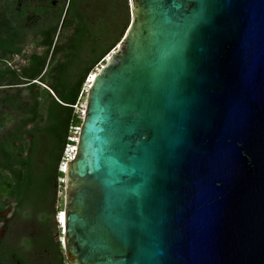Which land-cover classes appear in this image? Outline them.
Here are the masks:
<instances>
[{"label": "water", "instance_id": "95a60500", "mask_svg": "<svg viewBox=\"0 0 264 264\" xmlns=\"http://www.w3.org/2000/svg\"><path fill=\"white\" fill-rule=\"evenodd\" d=\"M65 163L68 264H264V0H129Z\"/></svg>", "mask_w": 264, "mask_h": 264}, {"label": "trees", "instance_id": "16d2710c", "mask_svg": "<svg viewBox=\"0 0 264 264\" xmlns=\"http://www.w3.org/2000/svg\"><path fill=\"white\" fill-rule=\"evenodd\" d=\"M114 5V17L110 3L106 4L107 16L97 26L85 24L74 10L76 28L66 50L53 48V38L48 37L45 55H31L29 66L21 71L9 64L0 66V111L9 117L7 122L15 120L11 128H6L7 122L0 118V127H4L0 133L2 207L8 202L6 198L11 197L18 214L27 210L26 216H42V219L56 215L53 213L57 195L55 181L65 178L59 166L63 165L66 147L76 146V141L71 139L73 130H78L74 135L78 137L83 121V114L75 111V107L81 103L87 78L106 63L130 23L128 0ZM11 20L0 19V50L5 56L22 51ZM59 52H63L64 58L56 60ZM6 72L10 73L8 83H4ZM4 85L9 86L5 92ZM23 91H27L26 97L22 96ZM11 113L15 116L11 117ZM63 208L64 203L54 209L61 212V222H64ZM43 228L45 232L40 241L44 248L54 250L56 264H65L67 258L51 228Z\"/></svg>", "mask_w": 264, "mask_h": 264}, {"label": "rangeland", "instance_id": "374dc122", "mask_svg": "<svg viewBox=\"0 0 264 264\" xmlns=\"http://www.w3.org/2000/svg\"><path fill=\"white\" fill-rule=\"evenodd\" d=\"M98 1V0H97ZM119 3L122 2L124 3V0H99L98 1V5L99 7L97 8L96 12L93 13L91 20L93 21V24L95 26H97L98 24H100V20L103 18H106L107 16V12H106V4L110 3V12L112 17H114V11H115V5L114 3ZM129 0H128V4H129ZM103 4V5H102ZM128 14H129V22L131 21V7L130 4L128 6ZM1 8V6H0ZM65 14L67 15V19L65 20ZM63 15V18L59 24L58 29H56L51 35L50 37L53 38V48L56 46V48H58V50H66L68 47V40L71 38L73 31H74V27L71 24V20L70 18L73 17V15L71 16V11L69 13H66ZM95 16V18H94ZM0 19H11V15H9L8 13H2L0 11ZM91 23V25H93ZM1 26V25H0ZM68 28V29H67ZM2 33V29H0V34ZM38 37H32L30 35L26 36L23 40L22 43V51L20 54H15L13 56H5L1 50H0V56L2 57V59L0 60V66H4V65H11L13 68L17 69L18 71H21V69H23L24 67L29 66V58L31 57V55L33 54H38V55H45L46 51L48 50V45H41V41L38 40ZM38 41L36 42L35 41ZM41 39V38H40ZM46 40V37H45ZM39 43V44H38ZM52 48V50H53ZM66 48V49H65ZM58 58H64L63 52H59L56 56V60ZM3 59L8 60V62H4ZM107 61V60H106ZM91 75H89V77L86 80L85 83V90L84 93L81 96V103L79 105H77L75 107V111H79L83 114L84 108H85V103H86V97H87V91L89 89V85H90V78ZM10 73L6 72L5 76H4V83H8V81L10 80ZM8 85H4L2 86V90L5 92L8 89ZM16 89V86L13 88ZM27 95V91H23V97H26ZM11 117L15 116V113H11ZM0 118H2L3 120H5L7 122V119L9 117H7L6 115L2 114L0 111ZM15 123V120L12 121H8L6 124V128H11L12 125ZM1 125V124H0ZM3 128L4 127H0V133L2 135L3 132ZM77 129V128H76ZM77 131L78 130H73V137L71 139L73 140H77L78 137H75L77 135ZM0 135V136H1ZM75 135V136H74ZM74 146H67L65 149V157L62 160V164L59 166L60 170H65V163L67 160H69L72 155L74 154ZM65 174V172H64ZM64 179H57L55 182L56 184V188H57V195H56V200L54 202L53 205V213H55L54 217L48 218V219H42L41 217L38 218H34L32 216H26V211L24 210L22 212H19L18 215H16V221L18 222L17 228H18V234H17V239H16V246L21 249L22 246H24V243L27 244V247L29 248L30 253L27 255L29 257V259H33L35 261V264H56L55 260H54V250L53 249H44V244L39 240L43 238L44 235V226L46 227H50L54 236H55V240L58 241L60 243L61 249H63L64 251V247H63V243L60 242V236L59 233L62 232V227L59 224L58 221H60L59 217H60V213L55 212L56 208H58L62 203H63V195H64V191H65V184ZM6 200L9 202V205L6 210V215H14L15 212H17V207H16V202L14 199H12L11 197H7ZM55 209V210H54ZM59 214V215H58ZM40 218V219H39ZM27 254V248L21 249L20 251H18L17 253V260L24 262L25 260V255ZM65 254V251H64ZM66 256V255H65ZM65 264H68L67 260L65 261Z\"/></svg>", "mask_w": 264, "mask_h": 264}, {"label": "flooded vegetation", "instance_id": "af4514ba", "mask_svg": "<svg viewBox=\"0 0 264 264\" xmlns=\"http://www.w3.org/2000/svg\"><path fill=\"white\" fill-rule=\"evenodd\" d=\"M99 1V0H98ZM97 0H0V11L11 15V21L14 25V30L19 35L17 45L22 49V43L26 36L38 38L41 45H47V39L59 27L63 15L71 11V24L76 28L74 10H77L85 24L91 25L93 13L99 7ZM67 15L65 14V20ZM95 18V16H94ZM96 25V24H95ZM93 24V26H95ZM68 29V28H67ZM46 37V40H45ZM36 41V39H35ZM38 42V41H36ZM39 44V43H38ZM23 50V49H22ZM9 202L4 207H0V264H35L33 259L27 256L30 251L27 244L21 249L27 248L25 261L17 260L19 249L16 245L18 234V222L14 215H6V210ZM40 240V238H39ZM46 249V248H44ZM48 250V249H46Z\"/></svg>", "mask_w": 264, "mask_h": 264}, {"label": "bare ground", "instance_id": "6f19581e", "mask_svg": "<svg viewBox=\"0 0 264 264\" xmlns=\"http://www.w3.org/2000/svg\"><path fill=\"white\" fill-rule=\"evenodd\" d=\"M94 76H95V73L91 74V76L89 78L90 83H91L92 79L94 78ZM62 214H63V212H62ZM62 223L64 224V222H62Z\"/></svg>", "mask_w": 264, "mask_h": 264}, {"label": "crops", "instance_id": "0c3cea01", "mask_svg": "<svg viewBox=\"0 0 264 264\" xmlns=\"http://www.w3.org/2000/svg\"><path fill=\"white\" fill-rule=\"evenodd\" d=\"M3 201V200H2ZM1 204H0V207H2V202H0Z\"/></svg>", "mask_w": 264, "mask_h": 264}, {"label": "built area", "instance_id": "2783aa9c", "mask_svg": "<svg viewBox=\"0 0 264 264\" xmlns=\"http://www.w3.org/2000/svg\"><path fill=\"white\" fill-rule=\"evenodd\" d=\"M74 148H75V146H74Z\"/></svg>", "mask_w": 264, "mask_h": 264}, {"label": "clouds", "instance_id": "9594fccd", "mask_svg": "<svg viewBox=\"0 0 264 264\" xmlns=\"http://www.w3.org/2000/svg\"><path fill=\"white\" fill-rule=\"evenodd\" d=\"M61 213V212H60ZM59 215V214H58Z\"/></svg>", "mask_w": 264, "mask_h": 264}]
</instances>
